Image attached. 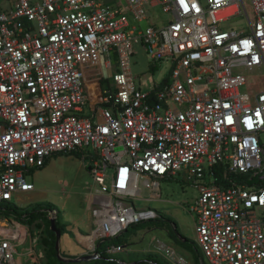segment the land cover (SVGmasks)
I'll return each instance as SVG.
<instances>
[{
	"label": "built area",
	"instance_id": "1",
	"mask_svg": "<svg viewBox=\"0 0 264 264\" xmlns=\"http://www.w3.org/2000/svg\"><path fill=\"white\" fill-rule=\"evenodd\" d=\"M10 2L0 7V203L35 190L27 175L54 155L77 153L107 198L92 207L88 255L127 264L106 256L124 246L102 244L157 219L134 200L144 189L159 198L161 179L183 172L198 192L188 210L201 261L264 264V89L241 92L247 73L264 76V0ZM158 6L167 21L143 27ZM235 17L246 26L227 25ZM135 44L153 63L172 61L148 90L132 70ZM97 55L112 74L94 101L86 68ZM24 218L0 209V264H43L32 246L19 252Z\"/></svg>",
	"mask_w": 264,
	"mask_h": 264
},
{
	"label": "rangeland",
	"instance_id": "2",
	"mask_svg": "<svg viewBox=\"0 0 264 264\" xmlns=\"http://www.w3.org/2000/svg\"><path fill=\"white\" fill-rule=\"evenodd\" d=\"M8 3V0H0V7L8 8ZM147 10L149 21L143 22V27L152 24L159 26L168 19L160 6L147 7ZM227 25L245 27L246 21L243 17H235ZM134 49L132 70L138 86L148 90L167 78L172 69L171 60L153 63L142 44H135ZM113 61L115 63L114 58ZM90 63L94 66L86 68L88 76L96 77L98 70L106 77L110 74L104 56H93ZM246 76L247 84L241 87V92L264 89V76L260 72L247 73ZM89 90L96 92L94 87ZM27 180L34 183L35 190L19 194L11 203H0V209L5 212L12 210L22 216L26 215L23 222L30 231V237L27 245L19 247V252L32 246L43 264H56L60 261L55 250L56 237L50 230L52 216L49 210L54 208L58 211L56 220L61 228L60 256L77 257L68 255L69 249L84 248L82 240L88 236L86 233L92 227V207L107 200L98 194V185L92 179L87 161L77 153L56 154L44 167L28 174ZM160 194L159 198H154L150 190L144 189L142 197L134 200L138 209H153L158 218L132 225L118 237L106 240L102 248L112 244L124 246L120 252L107 254V258L115 261L122 259L128 264H176L175 256L181 255L187 259V264H210L207 259L202 262L201 255L197 253L200 250L196 242L195 220L188 210L189 204L198 194L196 187L186 180L183 172H179L170 178L161 179ZM164 245L172 253H166ZM28 260L29 257L25 255L24 261ZM16 261L22 264L23 259L16 255ZM66 264H97V261Z\"/></svg>",
	"mask_w": 264,
	"mask_h": 264
},
{
	"label": "crops",
	"instance_id": "3",
	"mask_svg": "<svg viewBox=\"0 0 264 264\" xmlns=\"http://www.w3.org/2000/svg\"><path fill=\"white\" fill-rule=\"evenodd\" d=\"M8 1H9L8 6H10L11 5V2H10V0H8ZM98 71L99 72L97 73L96 77H90V76H88L89 75L88 72L86 74L87 90H88L91 98L94 101H96V100L99 99L100 94H101V89H102L103 85L107 84L108 78H110V76L112 74V72L110 71V74L106 77V76L100 74V70H98ZM92 87H94L96 89V92H94L95 94L93 92H90V90H89V88H92ZM91 111H92V107H88L87 108V112H91ZM53 157L48 160L47 164L53 159ZM91 228H90V230H91ZM90 232L91 231H89L88 234L86 233V235H88V236L85 239L82 240V244L84 245V248L79 249V250H75V249H72L71 250V249H69L70 252H68V255L77 256V257H82L84 255H88L89 248L87 246V241H88V238L90 236ZM120 260H122V259H120Z\"/></svg>",
	"mask_w": 264,
	"mask_h": 264
},
{
	"label": "water",
	"instance_id": "4",
	"mask_svg": "<svg viewBox=\"0 0 264 264\" xmlns=\"http://www.w3.org/2000/svg\"><path fill=\"white\" fill-rule=\"evenodd\" d=\"M50 230L55 234V248L59 260L66 263H75L80 261L92 260L93 256L88 255V257H75V258H63L60 256V243H61V228L57 224L56 217L50 219ZM186 240V239H184Z\"/></svg>",
	"mask_w": 264,
	"mask_h": 264
},
{
	"label": "trees",
	"instance_id": "5",
	"mask_svg": "<svg viewBox=\"0 0 264 264\" xmlns=\"http://www.w3.org/2000/svg\"><path fill=\"white\" fill-rule=\"evenodd\" d=\"M41 168H42V167H41ZM217 168H219V167H217ZM218 170H219L220 174H221L222 171H223L222 169H218ZM238 177H239V179H243V176H238ZM238 177H237V178H238ZM19 215H20V214H19ZM20 216H22V215H20ZM52 234H53V233H52ZM54 235H55V234H54ZM55 237H56V236H55ZM55 250H56V248H55ZM197 253H198L199 256H200L199 251H197ZM57 260H58V258H57ZM103 262L106 263V264H115L113 261H106V260H105V261H103ZM57 263H59V264H66V262L63 263L62 261H61V262L58 261V262H56V264H57Z\"/></svg>",
	"mask_w": 264,
	"mask_h": 264
},
{
	"label": "flooded vegetation",
	"instance_id": "6",
	"mask_svg": "<svg viewBox=\"0 0 264 264\" xmlns=\"http://www.w3.org/2000/svg\"><path fill=\"white\" fill-rule=\"evenodd\" d=\"M53 233V232H52ZM54 234V233H53Z\"/></svg>",
	"mask_w": 264,
	"mask_h": 264
}]
</instances>
